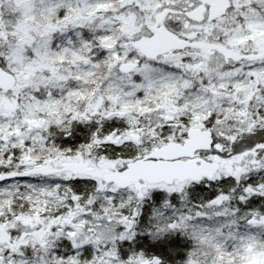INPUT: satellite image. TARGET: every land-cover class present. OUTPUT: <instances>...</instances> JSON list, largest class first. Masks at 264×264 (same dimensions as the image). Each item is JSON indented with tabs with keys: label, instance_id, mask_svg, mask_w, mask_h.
I'll return each instance as SVG.
<instances>
[{
	"label": "snow or ice",
	"instance_id": "obj_1",
	"mask_svg": "<svg viewBox=\"0 0 264 264\" xmlns=\"http://www.w3.org/2000/svg\"><path fill=\"white\" fill-rule=\"evenodd\" d=\"M246 250L264 264V0H0V264Z\"/></svg>",
	"mask_w": 264,
	"mask_h": 264
},
{
	"label": "rangeland",
	"instance_id": "obj_2",
	"mask_svg": "<svg viewBox=\"0 0 264 264\" xmlns=\"http://www.w3.org/2000/svg\"><path fill=\"white\" fill-rule=\"evenodd\" d=\"M247 251L248 250H246L245 253L238 254V256L234 257V259H238L240 264H253V260L255 259V257L247 258V256H246Z\"/></svg>",
	"mask_w": 264,
	"mask_h": 264
}]
</instances>
